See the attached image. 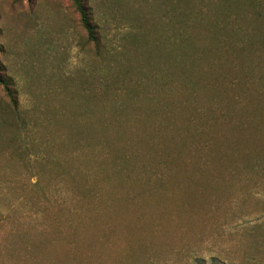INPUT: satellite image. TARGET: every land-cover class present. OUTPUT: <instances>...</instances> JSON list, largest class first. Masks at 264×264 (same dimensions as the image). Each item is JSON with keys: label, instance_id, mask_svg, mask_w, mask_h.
<instances>
[{"label": "rangeland", "instance_id": "rangeland-1", "mask_svg": "<svg viewBox=\"0 0 264 264\" xmlns=\"http://www.w3.org/2000/svg\"><path fill=\"white\" fill-rule=\"evenodd\" d=\"M228 1L232 17L246 14L242 1ZM85 2L100 54L68 0H0V68L20 103L11 109L0 86V264H264V174L236 181L228 169L220 183L185 185L164 140L171 182L154 185L155 170L143 173L145 139L163 122L149 111L174 101L164 83L190 54L170 25L190 0ZM207 57L194 72L209 86ZM224 125H208L215 152L232 153L238 138L246 146L238 126Z\"/></svg>", "mask_w": 264, "mask_h": 264}, {"label": "trees", "instance_id": "trees-1", "mask_svg": "<svg viewBox=\"0 0 264 264\" xmlns=\"http://www.w3.org/2000/svg\"><path fill=\"white\" fill-rule=\"evenodd\" d=\"M68 1L78 15L87 45L98 54L101 38L91 10L85 0ZM240 1L243 4L241 10L246 9V14L232 17L234 9L228 0H201L199 3L190 0L188 10H182L183 14L176 18L174 24L170 20L172 39L174 42H187L190 54L186 59L174 60L177 64L168 75L169 81L164 83L162 91L165 93L175 88L174 101L163 102L166 107L149 111L163 117L159 133L145 139L149 155L146 157L145 153L142 169L144 175L148 174V170H155L152 178L154 185H168L176 174L175 169L171 170L163 162V140L171 147L176 165L187 174L183 180L185 185H202L206 176H212L213 181L220 183L228 169L231 171L227 178L236 181L241 179V174L260 178L264 174V0ZM202 32L216 42L215 47L201 38L205 35ZM205 55H208L207 61L201 70L212 81L208 84L210 87L200 83L199 76L194 72L197 61ZM1 72L0 68V86L11 109L17 111L20 103L15 83ZM172 77L175 82L171 81ZM202 104L207 110L206 116ZM118 109L125 108L120 106ZM240 118L245 120L242 125ZM216 123L238 126L234 128L240 131L237 134L243 132L246 135V146H241L242 141L238 138L232 153L215 152L207 129L208 125ZM136 126L142 131L146 128V134L150 128L142 121ZM247 127L251 128V132ZM169 130L172 131L171 138L163 135ZM93 140L96 146L104 142L96 137ZM102 145L104 150L109 148L107 143ZM134 147L127 151H132ZM103 162V159L98 162L101 171ZM119 162V168L125 171L131 162L129 154L121 155ZM144 178L150 181V177Z\"/></svg>", "mask_w": 264, "mask_h": 264}]
</instances>
